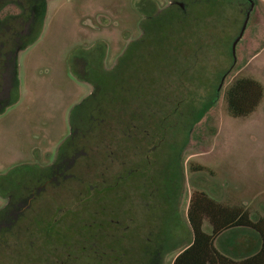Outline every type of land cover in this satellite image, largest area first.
Listing matches in <instances>:
<instances>
[{
  "label": "trees",
  "instance_id": "trees-1",
  "mask_svg": "<svg viewBox=\"0 0 264 264\" xmlns=\"http://www.w3.org/2000/svg\"><path fill=\"white\" fill-rule=\"evenodd\" d=\"M248 3L245 11L242 0H171L167 7L147 14L141 37L127 46L112 68L100 66L102 77L84 76L93 91L73 108L71 134L61 144L57 161L25 184L29 191L35 190V197L57 180H77L83 190L73 191L71 208L56 204L48 217H28L36 229L30 237L55 241L52 230L56 228L64 237L61 241L92 233L104 239L103 232L110 231L115 236L111 242L124 244L119 252L129 255L128 264H164V255L181 246L173 264H264V217L254 219L248 208L223 204L204 190L194 192L190 200L191 239L172 244L184 178L183 153L234 71L239 43L236 49L234 44L251 10ZM7 5L17 6L19 12L0 17V92L11 90L10 101L0 107V113L13 103L19 52L42 33L48 0H0V11ZM30 21L33 37L27 39L23 31ZM6 72L10 74L5 87ZM263 96L260 82L238 79L228 91L229 110L236 117L247 116ZM106 160L120 170L107 174ZM84 167L88 171L82 173ZM94 168L92 179L75 178ZM15 204L12 201L0 210V262L9 253L14 223L25 216ZM68 212L75 213L78 221L67 218ZM65 218L76 223L74 236L68 235L73 229L60 227ZM235 228H247L255 237L251 249L239 256L225 253L216 244L219 236ZM144 230L145 237L137 240L139 255L127 252L126 241L131 243L133 233L142 235ZM125 259L118 258V264Z\"/></svg>",
  "mask_w": 264,
  "mask_h": 264
},
{
  "label": "rangeland",
  "instance_id": "rangeland-1",
  "mask_svg": "<svg viewBox=\"0 0 264 264\" xmlns=\"http://www.w3.org/2000/svg\"><path fill=\"white\" fill-rule=\"evenodd\" d=\"M170 1L48 0L42 33L19 52V84L13 90V103L0 113V210L6 206L9 195L15 203L29 198L32 191L27 189L26 182L57 161L61 144L71 134L73 108L93 91L92 83L84 76L102 77L101 67L112 68L127 46L141 37L147 14L167 7ZM242 1L247 11L250 5ZM253 1L244 38L239 41L234 71L223 85L217 105L184 150L182 194L175 214L172 244L191 239L188 208L196 191L204 190L226 205L248 208L254 219L264 217V96L247 116L236 117L228 107V91L238 79H255L264 88V0ZM17 12V6L8 5L1 15ZM105 166L107 174L120 170L116 166L111 168L109 160ZM82 170V173L88 171L86 167ZM96 170L88 175L76 174L75 178L90 180ZM61 181L49 182L23 209L25 216L14 223L9 253L0 264H118L122 256L126 258L122 263L128 264L129 255L119 252L120 246L125 248L124 244L114 241L117 244L114 245L111 239L115 236L110 231L103 232L104 239L92 233L61 241L64 237L56 228L52 230L55 241L50 239L47 243L42 236L30 237L29 232L36 229L28 217L35 214L48 217L56 204L71 208L75 199L73 191L83 190L77 180ZM72 213L68 212L66 217L78 221ZM67 218L60 227L73 229L76 223ZM121 220L123 223L125 217ZM82 223L83 220L77 222V226ZM206 229H210L208 223ZM76 233L78 230L73 229L68 235ZM133 235L135 240L125 242L129 245L126 251L137 256L140 244L137 240L142 241L145 230L142 235L140 232ZM228 235L225 233L217 240L219 248ZM181 248L169 250L164 255V264H173Z\"/></svg>",
  "mask_w": 264,
  "mask_h": 264
},
{
  "label": "crops",
  "instance_id": "crops-1",
  "mask_svg": "<svg viewBox=\"0 0 264 264\" xmlns=\"http://www.w3.org/2000/svg\"><path fill=\"white\" fill-rule=\"evenodd\" d=\"M225 233H229V235L223 240V246L220 249L225 253H229L234 256H239L241 254L247 253V251L251 249V247L249 246L250 242L255 240L254 232L247 228H235ZM225 233H223L222 235H224ZM222 235L219 236L218 239L222 237ZM256 238L258 239L257 236ZM237 241L241 242L242 244H237Z\"/></svg>",
  "mask_w": 264,
  "mask_h": 264
},
{
  "label": "flooded vegetation",
  "instance_id": "flooded-vegetation-1",
  "mask_svg": "<svg viewBox=\"0 0 264 264\" xmlns=\"http://www.w3.org/2000/svg\"><path fill=\"white\" fill-rule=\"evenodd\" d=\"M245 1H247V2H251V0H245ZM7 6H8V5H7ZM7 6H5V7H7ZM5 7H4V8H5ZM4 8H3V9H4ZM3 9H2V10H3ZM2 10L0 11V17H4L5 15L10 14V13H6L5 15H1ZM23 34H24V37L27 38V39L33 37V28L31 27V21H30L29 23H27L26 28H25L24 31H23ZM38 38H39V37H38ZM32 44H33V43H32ZM86 72H88V71H86ZM9 74H10L9 72H6V73L4 74V77H5V87H6V84H7L8 80H9ZM8 89H9V88H8ZM8 89L5 88V90H3V91L0 92V107H1L3 104H5V102H9V101H10L11 90H10V92H7ZM8 93H9V94H8ZM45 186H46V185H44L43 188H45ZM41 190H42V188L40 187V188H39V192H40ZM31 193H32V194L29 196V199H28V202H27L28 204H25L26 201L23 199V200H21L20 202H16L15 205L20 206L21 210H23L24 208H27V207L29 206V204L32 202L33 198L35 197V190H33ZM11 202H12L11 195H9V197H7V204H6V206L9 205ZM24 204H25V205H24ZM14 218H19V216L15 215Z\"/></svg>",
  "mask_w": 264,
  "mask_h": 264
},
{
  "label": "water",
  "instance_id": "water-1",
  "mask_svg": "<svg viewBox=\"0 0 264 264\" xmlns=\"http://www.w3.org/2000/svg\"><path fill=\"white\" fill-rule=\"evenodd\" d=\"M253 7H254V1L251 0V9H252ZM249 18H250V11L248 12L246 22H245V24H244V26H243V30H242L241 34L239 35V37L237 38V40L235 41L234 49H236L237 44L239 43V41L242 39V37H243V35H244V32H245V30H246V28H247V24H248V22H249ZM7 92H10V89H8ZM8 94H9V93H8Z\"/></svg>",
  "mask_w": 264,
  "mask_h": 264
}]
</instances>
